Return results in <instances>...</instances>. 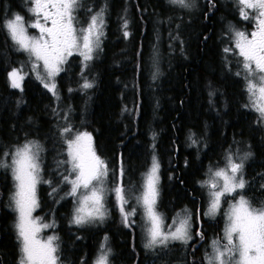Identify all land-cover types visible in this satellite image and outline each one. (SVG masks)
<instances>
[{
  "label": "trees",
  "instance_id": "1",
  "mask_svg": "<svg viewBox=\"0 0 264 264\" xmlns=\"http://www.w3.org/2000/svg\"><path fill=\"white\" fill-rule=\"evenodd\" d=\"M27 6L31 4L26 0H0V162L11 164L16 149L29 142L42 149L36 214L55 225L62 261L90 264L104 234L110 235L118 257L133 262L137 255L130 250L127 232L135 227L117 226L122 215L114 201L104 227L72 223L75 198L67 195L71 186L61 180V174L70 175L71 165L61 162L70 159L66 138L77 132L92 135L111 169L119 174L123 168L126 185L141 184L155 157L160 165L158 210L165 216L196 203L195 182L204 165L218 166L224 152L234 149L246 132L250 154L246 178L264 181V126L250 107L247 112L244 85L226 67L221 44L227 36L220 30L227 22L242 24L238 10L221 0H202L194 12H180L167 0H81V15L108 9L110 23L97 59L82 67L78 56L72 58L58 75V95H53L31 68L21 89L11 86L9 73L29 62L3 25L16 14L26 17ZM190 15L197 16L198 26L182 34L179 28ZM159 56L167 63L171 60L174 70L166 65L156 78ZM85 81L93 87L82 88ZM66 126L71 133H63ZM14 191L11 169L0 167V264H20L11 204ZM151 258L153 254L142 249L140 263L148 264ZM182 258L201 262L191 252L175 255ZM154 260L167 259L162 255Z\"/></svg>",
  "mask_w": 264,
  "mask_h": 264
},
{
  "label": "snow or ice",
  "instance_id": "2",
  "mask_svg": "<svg viewBox=\"0 0 264 264\" xmlns=\"http://www.w3.org/2000/svg\"><path fill=\"white\" fill-rule=\"evenodd\" d=\"M181 6H189L186 0H171ZM33 5L29 10L36 19L28 24L24 18L16 14L3 25L18 51L28 54L31 67L36 78L41 80L44 87L53 95L56 91L55 77L63 71V65L68 57L78 53L84 61L93 59L92 53L99 47L103 34L102 13L93 14L87 27L76 26L75 12L80 7L81 0H30ZM240 16L244 20L254 22L251 33L234 32V49L225 48L224 52L234 50L242 58L241 71L237 76H243L245 90L248 94L249 105L264 121V0H236ZM251 10V11H249ZM43 21V22H42ZM127 22L124 28L127 29ZM38 30V35H29L28 28ZM125 36L129 33L125 31ZM23 68L13 69L9 76L13 88H21L24 79ZM87 81L82 88H91ZM70 127L63 129L64 134L71 133ZM67 155L70 158L61 163L71 165L70 175L61 174V180L71 187L67 193L77 201V207L72 223L85 225L97 220H103L107 214L105 197V181L108 176L107 163L96 154L93 147L92 135L88 132H77L66 138ZM195 143V141H193ZM38 144L29 142L16 149L12 163L0 162V167L10 168L15 181V192L12 195L13 210L17 213V239L20 244V264H58V236H41V233L54 224L43 222L40 217H34L33 212L39 207L36 189L41 183V163ZM7 155V153L5 154ZM246 154L236 162L231 155L226 157V167L213 173V179L204 184L210 188V204L206 215L215 217L222 199L226 196L238 197L235 203L229 205L225 213L226 224L222 240L211 242L212 252L206 254L207 264H264V206L253 207L243 195L246 186L244 179L243 161ZM158 169L159 163L153 157L150 170L145 174L140 194L132 197L143 209L146 218L145 247L167 248L170 242L180 241L187 244L193 239L191 235L190 217L174 221L178 226L165 228L162 216L156 210L158 200ZM123 168L116 178V186L110 190L114 195L118 211L122 215L126 227H131L134 221L131 217L136 214L135 207L128 209L129 193L123 184ZM71 177V178H70ZM49 185L51 181H43ZM53 192L57 191L53 187ZM197 236L203 237L202 232ZM110 249L102 246V251L96 264H108Z\"/></svg>",
  "mask_w": 264,
  "mask_h": 264
},
{
  "label": "rangeland",
  "instance_id": "3",
  "mask_svg": "<svg viewBox=\"0 0 264 264\" xmlns=\"http://www.w3.org/2000/svg\"><path fill=\"white\" fill-rule=\"evenodd\" d=\"M27 2L30 3V0H26ZM169 3H171L178 11H191V12H194L195 10H199L200 9V6H201V1L202 0H186V3L189 5V6H181L180 4H175V3H172L171 0H167ZM224 4H227V5H230L232 9H235V10H238L239 11V6L237 5L236 3V0H221ZM31 4V3H30ZM33 5L31 4V7ZM30 7V8H31ZM29 8V9H30ZM28 7H27V10H29ZM79 10H80V7L76 10V12L74 13L75 16H76V20L78 19L79 15H81L79 13ZM251 11V10H249ZM90 12H92L90 10ZM96 13H102V18H103V29H102V32L103 34L101 35L100 37V44H99V47L96 48L94 50V52L92 53L93 55V59L90 60V61H84L83 57L81 55H79L78 53H73L72 56L68 57L67 59V63L74 57L78 56L79 57V60L82 64V67H84L85 65L89 64L90 62H94L98 55H99V52L101 50V47H102V41L105 37V29H106V21H105V10L102 9V10H99L97 11ZM96 13H93V14H96ZM195 14V13H194ZM15 16V15H14ZM237 17L239 18V20L242 21V24L241 25H238V24H235L233 23V20H231L229 23L227 22V25L222 29L220 30V35L222 34V32L227 36L226 37V40L225 39H222L221 40V44H223V48L225 49L226 47L227 48H233L234 49V32L235 31H243L245 32L246 34L247 33H251L253 30H254V22L249 19V20H244L241 16H240V12L238 13ZM24 18V23H25V20L27 23H25V25L27 26L28 24L34 22V20L36 19V17L34 16V14L29 10L28 11V14L26 15V17H23ZM235 18V17H234ZM174 19H170L169 23L172 24ZM43 22V21H42ZM87 24L88 23H85V24H76V26L78 28L80 27H87ZM194 26H198V19H197V16L196 15H190L189 16V21L188 23H186L184 21L183 24H181V27L179 28V31L180 33L184 34V33H187L188 30L191 28V27H194ZM28 34L29 35H38V30L37 29H33V28H28ZM186 44H184L183 47H185ZM160 51V55H161V50ZM236 51L238 50H234L232 52H229V53H225L227 55V59L230 64H231V72L232 74L244 85V88H245V81L243 79V76H237L236 73L237 72H240L242 69H241V64L239 63V61L242 59V58H239L235 53ZM28 57V54L25 53ZM170 59V58H169ZM28 64L27 65H23L21 66L20 68H23V75H24V79L26 78L27 76V73L29 71V69L31 67V61L29 60V57H28ZM174 63L170 60L168 63L166 62V60L163 58V56H159V59H158V65L156 67V78L157 77V74L158 75H162L163 73V70L162 68L166 65H168L170 67V69L174 70ZM66 65V63L64 64ZM64 65L62 67H64ZM33 70V69H32ZM169 70V69H168ZM165 72V70H164ZM61 73V72H60ZM59 73V74H60ZM58 74V75H59ZM33 75L36 76V73L33 71ZM58 75L55 77V84H56V91H57V78H58ZM11 79V78H10ZM23 79V81H24ZM23 81L21 82V85L23 84ZM41 82V80H39ZM42 83V82H41ZM43 85V83H42ZM44 86V85H43ZM18 89H21V88H18ZM46 90H48L47 88H45ZM49 91V90H48ZM50 92V91H49ZM52 93V92H50ZM58 93V92H57ZM243 98L246 102V105H249V99H248V94L246 92V90H244V94H243ZM250 107V106H249ZM249 107H246V110L247 112H249ZM250 109L255 112L259 118H260V115L259 113H257L252 107H250ZM260 121L262 122L263 126H264V121L261 120L260 118ZM246 131L249 130V127L247 129H245ZM241 137L238 138L236 141H235V146H234V149H229L226 153V156L221 160V163L218 167H215L214 170L212 171V173L210 174L209 178H208V181L210 182L214 177H213V173L220 169V168H224L226 167V157L228 155H231L232 158L234 160H236V162H240V159L243 158L246 154H249V134L248 132H246V134L244 135H240ZM93 147L96 151V154L98 156H100L102 158V155L99 153V149H97V146H96V142L93 140ZM108 165H109V162L108 160L106 159ZM152 161L153 159H151V164L149 165V167L146 169L145 173H144V176L142 178V182L141 184H135L133 181H127L128 185H126V183L124 184V187L125 189L128 191L129 193V200L130 202L128 203V205L126 206L128 209H131L133 207H135L136 209V214L134 216L131 217V221H134V223L132 224L131 227H135L134 229L138 230V232L140 233V236H141V245L143 247V249L145 250L146 254L149 255V254H153V251L155 249H157L161 255L165 256L166 253V249L167 248H163V247H156L154 249H149L147 247H145L146 243H147V238H146V234H145V227H146V218L144 216V213H143V209L136 203L135 199H133L132 197L134 196H138L140 194V189H141V185L143 184V181H144V177H145V174L150 170L151 168V165H152ZM249 161V155H248V158L245 159L243 161L244 163V169H243V174H244V179L246 181V186L243 190V195L245 196L246 199H248L251 203V205L253 207H261V206H264V197L262 195V190L264 189V181H261V180H254V181H251V180H247L246 178V175H245V166H246V163ZM118 176V172L114 169H111L110 166H108V176L106 178V181H105V190L106 192L108 193L105 197V206H106V209H107V214L105 216V218L103 220H97L93 223H89V224H85V225H76L74 224L75 226H78V227H84V226H94V227H104L106 224H107V221L110 219V213H109V207L110 205L112 204V202L114 201L115 202V207L117 206V203H116V200H115V197L113 194H111L110 190L112 188H114L116 186V178ZM158 177H159V181H158V192H159V182H160V165H159V169H158ZM37 188H38V185H37ZM209 191H210V188H209ZM15 192V191H14ZM247 192L249 193V197L246 196ZM36 194H37V199H38V203H39V198H38V191L36 189ZM158 198H159V195H158ZM113 199V200H112ZM238 199V197H236L235 199L232 197V196H226L222 199V202H221V208L224 206L225 207V211H224V228H225V224H226V216H225V213L226 211L228 210L229 208V205L232 204V203H235L236 200ZM159 200V199H158ZM158 200H157V204H156V210L157 212L162 216L163 218V221H164V226L165 228H168L166 223H165V216L164 214L160 213V211L158 210ZM11 204H12V200H11ZM77 207V201H76V198H75V206H74V211H73V216H74V213H75V209ZM12 209H13V206H12ZM39 207L36 208V210L33 212V216L34 217H40L42 218L40 215H37L36 212L38 211ZM14 211V210H13ZM15 212V211H14ZM15 215H16V222H17V213L15 212ZM43 219V218H42ZM72 220H73V217H72ZM16 222H15V225H16ZM43 222H46V223H50V224H53L52 222H48V221H45L43 219ZM125 225V224H124ZM117 227V226H116ZM126 227V226H125ZM127 228V227H126ZM175 228V227H173ZM121 230L122 227H121ZM224 230V229H223ZM49 235H54V236H57L55 234V225L54 227L52 228H48V229H45L42 233H41V236L43 237H46V236H49ZM222 237H223V233H222ZM107 238H105L99 248H98V251L96 253V256L93 260V264H96V261H97V258L99 257V255L101 254V251H102V246L105 247V249H110V244L109 242L106 241ZM221 243H224L225 241H223L222 239H220ZM176 242V241H174ZM180 242V241H178ZM58 245H59V240L57 241ZM170 243H173V242H170ZM169 243V244H170ZM182 243V242H181ZM211 248V246H210ZM212 250V248H211ZM21 255L22 253L20 252V255H19V261H20V258H21ZM58 256H59V261H58V264H69L67 263L66 261H62L61 259V252H60V247H59V252H58ZM150 261L153 260V258L149 259ZM148 260V261H149Z\"/></svg>",
  "mask_w": 264,
  "mask_h": 264
},
{
  "label": "flooded vegetation",
  "instance_id": "4",
  "mask_svg": "<svg viewBox=\"0 0 264 264\" xmlns=\"http://www.w3.org/2000/svg\"><path fill=\"white\" fill-rule=\"evenodd\" d=\"M28 7V6H27ZM29 9V7H28ZM93 15L90 11H85L84 15H79L78 19L76 20V24H85L89 23L91 16ZM110 13L109 10L105 9V21H106V27L107 24L110 23ZM26 22V20H25ZM27 23V22H26ZM226 67L230 70L231 64L228 60H224ZM231 71V70H230ZM93 138V137H92ZM94 140V138H93ZM95 141V140H94ZM227 152H224V155H222L221 160L226 156ZM102 159L107 163L106 159L107 157L102 156ZM108 160V159H107ZM221 160L218 161L221 163ZM109 162V161H108ZM220 165V164H219ZM218 165V166H219ZM107 166L108 165L107 163ZM216 166V167H218ZM215 165L211 164V162L206 163L204 165V173L202 177H200L196 182V186L199 188V192L197 193L196 197H193L196 200L195 204H184L182 207L178 208L176 211H172L168 213L165 216V223L167 227H176L178 226L174 221H178V219L183 218L185 214H187L190 217V224H191V235L193 236V239L189 241L187 244L181 243V242H173L170 243L165 251L166 255V261L164 263H161L160 261H156L154 259L158 257H162L160 252L155 249L153 251V260L149 261L148 264H207V261L205 259L206 254L212 252L210 246L211 242L213 240H220L222 239V233L224 229V211L225 207L223 206L220 208L218 214L215 217H210L206 215L207 209L210 204V197H209V187L204 184L205 181H208V178L212 171L214 170ZM139 183V182H136ZM161 213V212H160ZM163 214V213H162ZM217 226L215 231H213V228ZM118 227H122L124 230L125 225L123 222V219L118 220L117 223ZM131 235V248L130 250L132 252H137V255L132 261H125L123 258L118 257L117 248L115 245H113L112 240L110 238L109 234H104L102 241L107 238V242L110 244V253L108 255V264H139L140 263V254L143 249L141 245V236L138 230L133 231V229H129L127 231ZM197 232H202L203 237H199L196 235ZM120 241V239H119ZM175 249L177 251L184 250L187 254L191 252L193 254V257H200L201 262H195V261H184V258L181 260L175 259V255L181 254L183 256L184 252H175ZM189 249V250H188ZM98 251V250H97ZM97 253V252H96ZM96 256V254H95ZM94 257H91L90 264H93ZM141 264V263H140Z\"/></svg>",
  "mask_w": 264,
  "mask_h": 264
}]
</instances>
